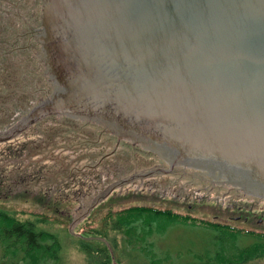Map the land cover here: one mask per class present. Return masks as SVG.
Here are the masks:
<instances>
[{
	"label": "water",
	"instance_id": "1",
	"mask_svg": "<svg viewBox=\"0 0 264 264\" xmlns=\"http://www.w3.org/2000/svg\"><path fill=\"white\" fill-rule=\"evenodd\" d=\"M43 12L53 95L0 141L80 120L171 166L149 176L190 168L264 200V0H45Z\"/></svg>",
	"mask_w": 264,
	"mask_h": 264
},
{
	"label": "rangeland",
	"instance_id": "2",
	"mask_svg": "<svg viewBox=\"0 0 264 264\" xmlns=\"http://www.w3.org/2000/svg\"><path fill=\"white\" fill-rule=\"evenodd\" d=\"M44 1L37 2L38 18L31 27L17 22L21 27L16 32L7 30L2 33V56L3 52L8 55L6 65L13 68L26 66L33 73L34 102L24 110L22 102L12 97L24 98L18 90L10 92L11 96L2 94L0 138H8L12 128L23 124L40 102H47L53 95V86L43 62L42 45L38 40L42 34ZM2 9L13 11L8 5H2ZM36 30L39 31L37 35ZM18 35L28 38L16 44ZM3 62L2 59L0 66ZM20 78L15 76L11 82L17 86ZM3 81L0 77V84ZM34 85H38V89ZM8 98L9 105L4 100ZM63 119L65 117H50L9 141H0V208L15 213L20 220L45 212L63 219V225L51 223L43 226L59 236L65 264L93 263L80 250V238L76 236L75 227L89 223L96 225V217L104 216L107 211L132 206H152L212 223L233 224L238 228L236 230L250 236L241 244L238 240L241 246L263 243L256 238L257 235L264 237V223L258 225L264 219L263 200L197 179L202 173L190 168L176 167L171 174L149 176L156 169L170 172L171 166L138 146L118 143L116 137L98 125L80 120H73L74 125L70 127L57 125ZM238 217H241L238 222H231V218ZM245 218H250V222L244 223ZM70 225L74 228L70 229ZM219 236L210 234L204 225L174 226L165 236H160L158 249L162 255L166 251L171 252L180 264H207L210 257H215L211 251L216 246L210 241ZM92 238L88 243L94 244L90 241ZM117 241L119 247L114 264H148L142 254L125 245V238L117 236ZM107 245L111 250V245ZM224 254L234 253L229 249ZM196 255L208 259L197 261ZM2 258L0 246V264ZM168 264L177 262L169 260ZM247 264H264V258Z\"/></svg>",
	"mask_w": 264,
	"mask_h": 264
},
{
	"label": "trees",
	"instance_id": "3",
	"mask_svg": "<svg viewBox=\"0 0 264 264\" xmlns=\"http://www.w3.org/2000/svg\"><path fill=\"white\" fill-rule=\"evenodd\" d=\"M5 81L2 83V94L18 90L24 97L17 101L22 102V108L28 109L33 104L34 89L33 81L29 83L31 76L26 68H2ZM20 76V84L15 86L11 79ZM33 77V76H32ZM26 78V79H25ZM37 89V88H36ZM21 97V98H22ZM9 102V99L6 100ZM9 105V103H8ZM12 118L10 117V120ZM73 120L63 119L57 125H74ZM46 122V120L41 123ZM40 124V123H39ZM74 135V134H73ZM96 225L89 223L80 228L75 227L80 243V250L86 253L92 264H114L115 254L118 252L117 236L125 238L127 246L132 247L134 252L142 254L148 264H168L169 260H179L173 257L169 251L161 252L159 248L160 236H165L172 227L204 225L210 234H219L212 241L216 246L212 250L213 258H204L196 255V260L208 259L207 264H247L264 258V237L257 235L256 238L263 243H252L243 247L240 242L244 238H250L249 234L235 228L212 223L206 220L192 217L187 214H178L172 210L160 209L152 206H132L115 211H107L104 216L96 217ZM57 223L63 225L64 220L45 213H38L31 219L20 220L15 213H10L0 208V246L3 252L2 264H65L62 256V243L57 234L45 230L43 224ZM69 224H67L68 226ZM43 226V228H42ZM70 229L72 225L69 226ZM68 227V228H69ZM111 234L114 238H111ZM88 236V238L86 237ZM93 237V238H92ZM93 243H88V239ZM239 240V243H238ZM108 242V243H105ZM111 245L110 247L107 245ZM233 255L225 256L229 250ZM211 254V255H212ZM176 256L179 253L176 252ZM224 256V257H223ZM184 257V256H181Z\"/></svg>",
	"mask_w": 264,
	"mask_h": 264
},
{
	"label": "flooded vegetation",
	"instance_id": "4",
	"mask_svg": "<svg viewBox=\"0 0 264 264\" xmlns=\"http://www.w3.org/2000/svg\"><path fill=\"white\" fill-rule=\"evenodd\" d=\"M37 2H39V0H0V61L2 62V59L4 60L2 66H0V77L1 78L3 77L4 81L6 78H5L4 74L2 73V68H8V66L6 65L8 62V60H7L8 55L5 52H3V56H2V46H3L2 33H5L7 30L11 31L12 33L16 32L21 27L17 22L23 23L27 27H31V23H33L38 18ZM41 2H42V0H41ZM2 5H8L10 8L13 9V11L12 10L7 11L6 9H2ZM43 6H44V4H43ZM36 32L37 33L35 35H37L39 31L36 30ZM28 34H30V33H28ZM17 37H18V40L16 41V44H19L28 38L26 35H18ZM18 68H22V67H18ZM23 68H26V70H27L26 66H23ZM29 73L31 75L29 77V80L32 81L34 79L32 77L33 73H31V72H29ZM2 83L0 84V94H1V103H0L1 106L0 107H1V109H2ZM29 83H30V81H29ZM30 85H31V83H30ZM32 86H33V84H32ZM34 86H35V89L36 88L38 89V85H34ZM3 95L11 96V93H3ZM4 100H7V99H4ZM174 170H173V172H174ZM230 190H235V189L230 188ZM236 191H239V190H235L234 192H236ZM242 194H244V193H242ZM254 198H257V197H254ZM261 200H263V199H261ZM240 219H241V217L231 218V222H238ZM249 222H250V218L244 219V223H249ZM263 223H264V219H261V222L258 225L261 226V225H263ZM220 225H222V224H220ZM223 226H227V227H231V228L234 227L233 224L232 225H223ZM234 228H237V227H234ZM246 232H248V230H246Z\"/></svg>",
	"mask_w": 264,
	"mask_h": 264
}]
</instances>
